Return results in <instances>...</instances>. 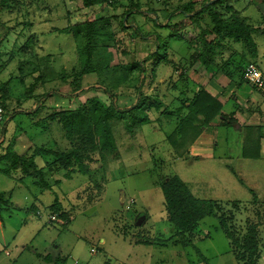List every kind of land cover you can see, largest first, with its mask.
Segmentation results:
<instances>
[{"label":"rangeland","instance_id":"obj_1","mask_svg":"<svg viewBox=\"0 0 264 264\" xmlns=\"http://www.w3.org/2000/svg\"><path fill=\"white\" fill-rule=\"evenodd\" d=\"M211 1L216 0H109L85 7L82 0H0V84L7 85L1 96L7 119L0 123V153L11 148L31 159L41 147L56 152L78 150L85 166L82 173L75 165L76 172L67 178V170L50 169L53 156H34L51 186L46 191L22 166L7 176L0 171V264H56L45 260L46 256L60 257L65 264H249L252 259L254 264H264V202H251L248 184L236 196L242 204L228 208L216 204V213L225 217L237 242L257 243L254 256L237 242L232 244L212 215L194 225L191 231L196 236L191 232L182 239L176 233V246L170 242L174 230L160 187L170 176L187 182L199 199L225 200L235 195L220 165L178 159L176 147L184 144L176 145V84L188 88V94L200 92L201 79L191 76V71L203 77L205 43L216 40L219 45L210 57L221 56L224 67L233 65L226 77L237 76L241 84L255 89L243 76L246 62L253 60L244 54V45L235 38L219 37L208 10L197 13ZM240 2L226 0L214 11L225 21L240 19L244 17L243 8L237 12ZM250 4L247 8L260 0ZM137 6L146 14L127 16ZM262 7L259 12L249 11L245 20L264 25V0ZM180 9L187 14L168 17ZM157 15L161 26L154 23ZM129 18L145 35L158 34L162 44L160 55L145 64V79L136 64L156 52L157 42L125 27ZM92 23L96 24L88 41ZM63 29L70 33H62ZM260 46L263 52L264 41ZM240 57L245 59L239 61ZM258 62L264 72V60ZM214 69L216 76L220 69L216 73ZM142 81L143 96H151L147 102L155 104L158 99L163 105L147 110L149 120L144 123L130 122L129 113L111 120L116 150L101 152L81 137L66 136L58 120L62 112L82 105L92 108L96 99L109 104L110 92L120 108L130 107L137 102ZM37 107L32 117L16 113ZM223 151L217 148V160ZM7 164L1 161L0 169ZM224 188L230 195L223 194ZM260 194L264 201V192ZM131 200L134 204L128 207ZM56 207L64 217L55 214ZM51 215L56 220L50 222Z\"/></svg>","mask_w":264,"mask_h":264},{"label":"trees","instance_id":"obj_2","mask_svg":"<svg viewBox=\"0 0 264 264\" xmlns=\"http://www.w3.org/2000/svg\"><path fill=\"white\" fill-rule=\"evenodd\" d=\"M109 0H82L83 5L85 7H92L96 4L103 3ZM132 1V0H130ZM226 0H216L211 1L203 5L201 10L197 13H202L208 10L211 14L212 21L214 22V31L219 37H230L235 38L236 43L244 45L243 48L245 49L244 54L246 53L252 57L248 63L255 62V49L256 43L253 39V34L259 31L253 24H250L245 20V17L237 18V20L231 19L229 21H225L221 18L220 14L214 11L215 6L219 5L221 2H225ZM236 9V8H235ZM135 12L129 11L127 16L132 13L133 15H144L146 12L137 6L134 9ZM239 13V10L237 9ZM184 13L187 14L185 9H180L177 12H172L168 15V17H174L176 14ZM125 16L124 18L127 19ZM158 15L154 18L155 25L161 26V23L158 22ZM96 23L89 24V29L86 33L88 41L92 39V31L95 28ZM125 27H131L135 30V32L142 36L145 39L149 37H154L157 42V50L151 53L145 60L140 61L136 64V67L143 73V79L146 76V62L149 61L152 56H159L160 52L158 48L162 45L160 44L159 35L150 32L148 34H144L137 25H135V21L133 18H129L128 20L124 21ZM169 25H166L168 27ZM62 33L69 34V29L61 30ZM219 44L215 42H210L209 44L205 43V50L204 54L201 57L202 62L205 65L209 66L213 62V58L210 57L211 52L217 49ZM247 51V52H246ZM247 63V64H248ZM246 64V65H247ZM258 64V63H257ZM245 65V66H246ZM245 68V67H244ZM244 68H243V76H244ZM144 81L141 82L138 88V96L136 104L127 107V108H120L116 104V97L115 95L110 92V103L106 104L105 102L96 99L94 100V106L89 108L88 106L82 105L78 108L72 110H66L61 113L60 117L58 118L59 123L62 125L66 132V136L71 140L73 137L78 136L85 142L90 144L93 148H99L101 152L110 150H116V145L112 133L111 127V120L114 118L116 119H123L127 116V114H131L132 118H130V122L134 121L135 119H139L140 123L147 122L149 120L147 113L145 112L149 109H153V107H161L163 103L156 99L155 104L148 103L147 100L151 98L147 96H143L142 87ZM6 84L3 87L0 84V92L1 94H5ZM188 88H184L180 84H176V100L181 101V111L185 107L187 102L191 103L192 111L201 112L202 115L205 114V121L201 122L202 124L206 123L209 124L216 113H218L220 109V104L205 90H201L199 93L196 94H189L187 93ZM191 91V90H190ZM4 107L7 110L6 103L4 102ZM207 109V112H206ZM210 110V111H209ZM209 111V112H208ZM38 107L35 110H17L16 113L18 114H25L27 116H33L37 114ZM143 113V115L141 114ZM195 113V112H194ZM200 113V114H201ZM145 114V115H144ZM181 119V117H179ZM181 123L179 127L176 128V135H184L182 137V142L184 143L187 138V128H193L194 122H192V118L185 117L181 119ZM9 121V120H8ZM6 121V122H8ZM5 122V123H6ZM128 124V128H129ZM199 127V125H197ZM51 155L54 157V160L51 162L50 169L51 170H58V169H65L67 170V178H70V174L76 172L75 165L80 167V171L85 173V166H84V156L79 154L78 150H72L70 152H62V151H53L47 148H36L34 150V156H42V155ZM118 155L117 152L115 156ZM27 159L20 154L19 152L14 151L13 149L9 148L7 152L0 155V162L3 161L8 166L3 169L5 175H10L12 170L20 168L21 166L25 168L27 175L35 178L36 185L39 186L42 190L46 191L50 189V184L47 180H45L44 172L41 168H38L37 163L34 158ZM116 158V157H115ZM165 196V206L168 213V219L170 223L176 228V233L181 236L182 239H187L185 235L187 233H191L195 224H197L200 220L205 218L208 215H212L217 218L220 222V227L225 232L227 238L234 244L237 242L235 240L233 233L229 230V225L227 224L225 217L223 215H218L216 213V204L211 200H204L195 197L188 185L176 175L170 176L162 185L160 186ZM0 202L2 203L1 199ZM1 207V206H0ZM60 208L56 207L55 214L59 217H64V212H60ZM192 234V233H191ZM191 239V237H190ZM188 239V242L193 244L194 243ZM237 245L241 248L247 250L250 256H254L255 252L258 250L257 243L255 244H242L237 242ZM196 252L202 257L204 261H207V258L202 254L201 250L194 245ZM45 260L48 262L55 261L56 264H65L63 261L64 259L60 257H56V259L52 258V256L44 257ZM254 260L252 259L249 264H254Z\"/></svg>","mask_w":264,"mask_h":264},{"label":"crops","instance_id":"obj_3","mask_svg":"<svg viewBox=\"0 0 264 264\" xmlns=\"http://www.w3.org/2000/svg\"><path fill=\"white\" fill-rule=\"evenodd\" d=\"M241 2L243 4L238 7V10L240 11L243 8L244 17L249 14V11L259 12V9L262 10L263 8V0H260V4L248 8L246 4H250L252 0H241ZM245 11H247V14H245ZM253 25L258 29L260 28L259 31L253 34L256 43L255 62L259 64L258 60H264V50L263 52L260 50V42L264 41V25ZM243 50L245 51L244 48ZM224 55L228 58L227 53ZM220 58L221 56H217L213 58L214 62L209 66H204L203 73L201 72L204 74L203 77L194 70L191 71L196 75L191 76L194 78L200 77L199 83L202 82V85L197 84V91L205 90L208 92L220 104V109L209 124H202L201 122H206L205 114L202 115L200 111H192L190 102H187L183 111H181L182 103L176 100L177 122L181 123V119L188 117L192 118L194 124L193 128H187L186 131L189 134L187 133L184 143L182 142L184 135L177 136L178 142H176V145H184L183 148L176 147L175 153L180 160L187 157L196 162L209 160L210 164H218L223 170V176L230 178L231 185L229 187L234 190L235 195H230L231 191L228 188H224L225 193L223 194L233 197L225 200L219 198L204 200H211L217 204L222 203L227 208L235 203L242 204L241 199L236 196L242 194L245 190L244 184H248V188L253 195L251 202H264L260 200V197H262L260 192H264V189H259L264 184V179L261 177V174H264V94L257 89L241 84V78L237 76L234 79L226 77V75L232 73L233 65L228 62L229 66L224 67V62ZM240 58L239 61L245 59L244 57ZM219 63H221V66ZM209 68H211L210 71ZM213 68H215V73L220 69L216 76L213 74ZM219 146L224 150L221 153V160H217L216 155ZM4 153H0V155ZM0 171L4 174L3 168ZM185 183L188 185L187 182ZM250 184L255 188L251 187ZM256 190H259V195ZM205 218L198 223L201 224V221ZM172 229L174 230V238L170 242L176 246V228L172 225ZM198 229L200 230L201 226ZM166 232L169 233L170 229L167 228ZM196 233L192 232L194 236H196ZM191 239L194 238L191 237Z\"/></svg>","mask_w":264,"mask_h":264},{"label":"built area","instance_id":"obj_4","mask_svg":"<svg viewBox=\"0 0 264 264\" xmlns=\"http://www.w3.org/2000/svg\"><path fill=\"white\" fill-rule=\"evenodd\" d=\"M244 78L249 82L255 89L264 94V72L260 65L254 62L248 63L244 68ZM0 92V123H3L7 119L6 109L1 100ZM134 200L129 202L130 207ZM134 204V203H133ZM39 213V212H38ZM56 220L55 215H51L49 221ZM91 252H95V249H91Z\"/></svg>","mask_w":264,"mask_h":264},{"label":"water","instance_id":"obj_5","mask_svg":"<svg viewBox=\"0 0 264 264\" xmlns=\"http://www.w3.org/2000/svg\"><path fill=\"white\" fill-rule=\"evenodd\" d=\"M141 223H142V221L139 222V224H141Z\"/></svg>","mask_w":264,"mask_h":264}]
</instances>
